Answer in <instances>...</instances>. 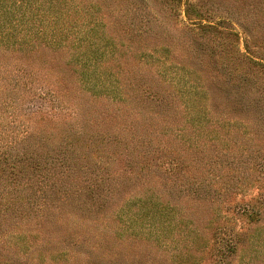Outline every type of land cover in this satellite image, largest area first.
<instances>
[{"label": "trees", "instance_id": "obj_1", "mask_svg": "<svg viewBox=\"0 0 264 264\" xmlns=\"http://www.w3.org/2000/svg\"><path fill=\"white\" fill-rule=\"evenodd\" d=\"M0 52V264H102L112 216L148 238L206 201L207 113L264 120V0H0Z\"/></svg>", "mask_w": 264, "mask_h": 264}, {"label": "rangeland", "instance_id": "obj_2", "mask_svg": "<svg viewBox=\"0 0 264 264\" xmlns=\"http://www.w3.org/2000/svg\"><path fill=\"white\" fill-rule=\"evenodd\" d=\"M157 9L164 16L167 30L173 33V10L165 4H159ZM242 43L241 38L240 47ZM10 55L0 52V60L12 57ZM91 102L96 107L111 108L107 102ZM58 103L42 100L31 105L25 102L38 106L41 113L68 116L70 109L61 108ZM25 108L23 103L22 109ZM185 118L183 116V120ZM201 122L208 130L198 140L197 147L192 145L196 150L189 149V152L194 156L193 161L205 155L202 161L204 184L209 190L206 201L202 203L187 193L182 197L184 209L181 212L176 210L174 216L160 218L170 220V226L159 223L162 226L156 225V232L148 238H133L125 233L118 237L121 222L112 216L104 234L111 255L96 256L104 260L102 264H264V120L213 110ZM20 123L18 120L10 130L20 132ZM188 126L187 123L186 128ZM218 136L222 143L216 141ZM190 180L192 184L194 181ZM245 206L252 210L250 214L243 212ZM122 218L125 220V216ZM231 244L235 245L234 249Z\"/></svg>", "mask_w": 264, "mask_h": 264}]
</instances>
